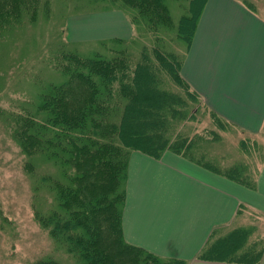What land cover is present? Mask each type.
<instances>
[{
  "label": "rangeland",
  "instance_id": "1",
  "mask_svg": "<svg viewBox=\"0 0 264 264\" xmlns=\"http://www.w3.org/2000/svg\"><path fill=\"white\" fill-rule=\"evenodd\" d=\"M33 1L0 0L1 12L12 11L8 21L0 22V264H78L80 258L77 252L69 251L66 240L58 241L52 231V224L47 225L41 216H51L57 211L67 213L61 215V219L70 221L65 229H74L72 235L79 233V228H84V224L79 221H85L75 215L80 208L79 200L59 197V179L68 182L74 178L80 188L88 184L87 195L90 196L100 190L98 186L102 179L94 180L96 173L104 177L105 172L109 176L111 170L102 164H95L87 172L86 180L79 181L83 174L74 168L70 150L56 143L44 142L39 145L41 151L31 154L33 146L24 149L15 132L20 124L12 122V118L17 114L31 117L22 108L23 105L39 102L43 86L50 82L58 84L60 109L65 113L71 111L68 117L79 114L91 102L93 87L69 68L68 58L56 56L59 48L76 50L79 55L94 59H108L123 51L125 60L133 68L143 47L148 48L150 53L155 46L162 44L166 51L175 52L184 58L186 36L178 33L177 25L181 18L195 21L196 14L190 11V0H163L165 7L157 27L160 34L155 35L150 15L143 12L140 13L141 18L135 16L133 11H140L141 7L130 5V1L38 0L33 5L36 6L35 17L27 7L23 13L20 12L19 2L30 6ZM202 1H196V9ZM240 1L250 5L264 18V0ZM122 18L129 25L130 36H111L115 28H121L120 31L124 32ZM110 23L115 28L108 30ZM97 51L100 56H93ZM149 64L157 81V90L163 91L169 87L178 91L165 70H159L157 60ZM113 85L115 94L119 81ZM116 105L114 114H118L122 108ZM182 109L185 116L171 118L168 124L172 139L185 136L189 141H195L185 148L190 157L212 162L222 170L240 165L243 166L244 175L251 180L257 179L264 164V126L256 133L241 130L229 123L220 128L210 109L201 100L190 101ZM164 117L168 120L167 116ZM152 133V130H148L146 135ZM125 152L129 161L133 154L141 153L134 149H125ZM129 161L125 170V190ZM103 179V182L108 180L106 176ZM95 181V185H98L96 193ZM121 202L123 200H120V206ZM238 213V222L232 227L218 228V236L245 226L249 227L248 243L259 237L264 242V216L248 210ZM117 227L119 229V225ZM115 245L112 235L102 236L101 248L110 253L117 264H121Z\"/></svg>",
  "mask_w": 264,
  "mask_h": 264
},
{
  "label": "trees",
  "instance_id": "2",
  "mask_svg": "<svg viewBox=\"0 0 264 264\" xmlns=\"http://www.w3.org/2000/svg\"><path fill=\"white\" fill-rule=\"evenodd\" d=\"M36 1L38 0H34L30 6L19 2L20 12L23 13L27 7L35 17L37 12L36 6L33 5ZM123 1H130V5L137 4L141 7L140 11H133L135 16L141 18L140 13H148L153 21V34H160L157 27L159 21L162 20V10L165 7L163 0ZM196 1L201 2L202 0H190L192 3L190 11L196 14L195 21L191 22L186 18H181L177 25L178 33L186 36V55L207 2V0L202 1L200 7L196 9ZM245 6L256 13L250 5ZM11 14V10L0 11V22L8 21ZM147 49L142 48L141 56L133 68L129 66V61L125 60L123 51L115 53L116 55L108 59H94L91 56H81L76 50L66 51L59 48L56 56L68 58L69 68L75 74L78 73V76L84 77L93 87L91 102L82 108L79 114L68 117L67 114L70 115L71 111L65 113L60 109L58 84L50 82L43 86L39 94V102L23 105L22 108L31 117L17 114L14 119L12 118V122L20 124L15 132L24 149L28 150L33 146L31 154L41 151L39 145L44 142L56 143L70 150L74 168L83 174L79 177V181L86 180L87 172H90L95 164H102L111 170L109 176L105 172L106 179H108L105 180L106 182H103L105 176L102 177L101 173L99 176L97 173L94 176V180L102 179L101 184L97 185L100 189L97 193L95 192L96 181L94 182V192L97 195L88 196V184L80 188L74 178H70L68 182H62L59 179V197L79 200L80 208L77 209L75 215L85 220L79 221L78 219L84 224V228H79V233L72 235L74 229H65L70 225V221H66L65 218L61 219V215L67 213L57 211L51 216H41V220L54 227L52 231L55 233V238L58 241L66 240L69 251L77 252L80 258L78 264H117L111 254L100 246L104 234L113 236L121 264H188L187 259L161 256L125 239L123 210L127 190L124 188V181H126L125 170L129 161L125 157V149H134L155 158L162 157L169 150L244 186L249 188L256 186V180H251L249 176L244 175L243 166L232 165L224 170L218 169L219 167L212 162L210 164L197 160L186 153L185 148L195 141H189V138L185 136L172 139L168 121L174 117L183 118L186 113L182 106H187L190 101L200 102L201 100L203 102V99L182 73L186 56L180 58L175 52L166 51L162 44L155 46L150 53ZM93 56H100V53L97 51ZM153 60L158 61L159 70H165L164 72L171 78V83L178 91L169 87L163 91L156 89L157 81L149 64ZM117 81H119V87L114 94L113 84ZM116 104L122 107L118 114H114ZM211 112L220 128L226 127L227 123L233 125L214 111ZM164 116H167L168 120L167 118L165 120ZM148 130H152V135H146ZM28 163L32 164V161ZM120 200H123L121 206L119 205ZM218 231L215 229L210 235L198 253V258L240 264H257L261 261L264 255L263 239L259 237L252 243H248L249 227L233 228L224 236H218Z\"/></svg>",
  "mask_w": 264,
  "mask_h": 264
},
{
  "label": "crops",
  "instance_id": "3",
  "mask_svg": "<svg viewBox=\"0 0 264 264\" xmlns=\"http://www.w3.org/2000/svg\"><path fill=\"white\" fill-rule=\"evenodd\" d=\"M124 20V32L110 23L111 36H130ZM182 73L211 111L260 132L264 18L240 0H207ZM240 210L264 216V164L249 188L172 151L160 158L136 152L129 161L123 233L134 245L188 264H240L197 257L215 229L238 222Z\"/></svg>",
  "mask_w": 264,
  "mask_h": 264
}]
</instances>
